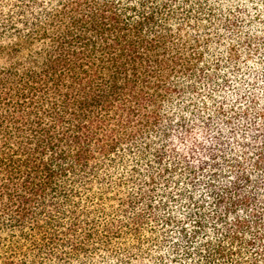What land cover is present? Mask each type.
Wrapping results in <instances>:
<instances>
[{"label": "trees", "instance_id": "trees-1", "mask_svg": "<svg viewBox=\"0 0 264 264\" xmlns=\"http://www.w3.org/2000/svg\"><path fill=\"white\" fill-rule=\"evenodd\" d=\"M0 264H264V0H0Z\"/></svg>", "mask_w": 264, "mask_h": 264}]
</instances>
